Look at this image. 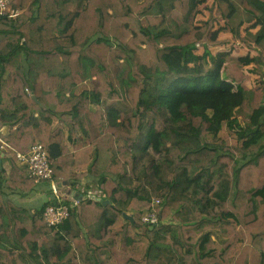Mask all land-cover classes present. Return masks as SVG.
<instances>
[{
    "label": "trees",
    "instance_id": "obj_1",
    "mask_svg": "<svg viewBox=\"0 0 264 264\" xmlns=\"http://www.w3.org/2000/svg\"><path fill=\"white\" fill-rule=\"evenodd\" d=\"M9 6L21 14L0 18V264H264V0ZM37 143L60 200L18 160ZM43 183L34 213L7 201ZM48 205L69 217L47 226Z\"/></svg>",
    "mask_w": 264,
    "mask_h": 264
},
{
    "label": "built area",
    "instance_id": "obj_2",
    "mask_svg": "<svg viewBox=\"0 0 264 264\" xmlns=\"http://www.w3.org/2000/svg\"><path fill=\"white\" fill-rule=\"evenodd\" d=\"M10 0H0V18L7 17L10 19H16L21 12L19 10L12 9L10 6ZM20 163L25 162L28 165V175L36 183L41 181H49L53 195L56 199L60 200V192L57 183L52 179L53 172L49 163L48 152L46 148L37 143L30 149L28 155L17 154ZM159 205V201L156 200L152 207L142 217V223L155 227L162 221V217L158 214L156 208ZM70 215V208L65 205H48L43 212L44 222L49 227H58L61 225Z\"/></svg>",
    "mask_w": 264,
    "mask_h": 264
},
{
    "label": "crops",
    "instance_id": "obj_3",
    "mask_svg": "<svg viewBox=\"0 0 264 264\" xmlns=\"http://www.w3.org/2000/svg\"><path fill=\"white\" fill-rule=\"evenodd\" d=\"M223 38H230V36L229 35H223ZM236 43H237V45L239 44L243 47V49L238 48L239 51L242 50V53L237 52L235 50L236 56L245 55L247 48L244 47L242 45V43L238 40ZM228 48L231 49L230 46H228ZM9 131H10V128L3 130L4 133H8ZM9 168H8V170H9ZM41 186L42 185L39 184L37 192H34L30 196H27V197H23L18 192H11V193L8 192L7 193V201L11 202L12 204H14L18 207H25V208L29 209L31 211V213H34L43 203H45L48 199H50V197H48V199H46V198L42 199L41 198V193H40ZM166 222H168V220H166ZM215 239H217V238H215Z\"/></svg>",
    "mask_w": 264,
    "mask_h": 264
},
{
    "label": "rangeland",
    "instance_id": "obj_4",
    "mask_svg": "<svg viewBox=\"0 0 264 264\" xmlns=\"http://www.w3.org/2000/svg\"><path fill=\"white\" fill-rule=\"evenodd\" d=\"M207 3H208V2H207ZM207 3L202 7V9H205V7H207ZM209 4H210V2H209ZM201 18H202V19H206V18H207V15H204V16H202ZM222 23H223V21H221V24H222ZM221 24H220V25H221ZM220 25H218L217 28L220 27ZM220 36H221V35H220ZM219 49H220V50H223L222 48H219ZM226 49L229 50L228 47H227ZM236 51L242 53V50L239 51L238 48L236 49ZM88 86H89L88 83H85V84L81 85L80 88H79V91L81 92L82 90L88 88ZM55 87H56V84H55ZM8 168H9V166H7V169H8ZM48 191H50L49 184H48V183H43L42 186H41V188H40V193H41V198H42V199H45V198L48 199V197H50V196L47 194ZM156 200H157V199H156ZM154 202H155V200L153 201V203H154ZM153 203H152V204H153ZM144 231H145V229H143L142 234L144 233ZM211 231H212V235H213V237L217 238L218 240H221V235H220V233H219L218 231H215V230H211Z\"/></svg>",
    "mask_w": 264,
    "mask_h": 264
},
{
    "label": "water",
    "instance_id": "obj_5",
    "mask_svg": "<svg viewBox=\"0 0 264 264\" xmlns=\"http://www.w3.org/2000/svg\"><path fill=\"white\" fill-rule=\"evenodd\" d=\"M34 99L36 98L34 97ZM2 157H3V154L0 157V168H2ZM108 203L109 201L104 202V204H108ZM123 218L124 220L128 221L134 229L136 228L135 218L132 215L123 213ZM150 229L153 230L154 228L151 227Z\"/></svg>",
    "mask_w": 264,
    "mask_h": 264
}]
</instances>
